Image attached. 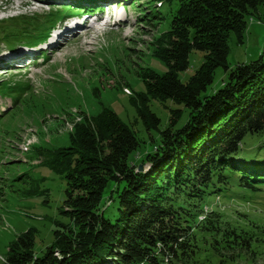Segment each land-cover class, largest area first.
Here are the masks:
<instances>
[{
    "label": "trees",
    "instance_id": "trees-1",
    "mask_svg": "<svg viewBox=\"0 0 264 264\" xmlns=\"http://www.w3.org/2000/svg\"><path fill=\"white\" fill-rule=\"evenodd\" d=\"M62 1L66 7L60 12L89 14L103 7V0ZM121 3H133L140 22L162 31L152 56L167 71L143 67L139 77L145 90L132 98L150 141L103 108L96 116L82 112L69 146L37 147L43 164L66 181L60 208L66 221H54L53 241L40 253L37 229L20 235L9 246L5 264L264 261V217L239 213L230 208L233 204L226 212L220 208L223 198L264 190V51L234 67L228 61L230 39L244 44L250 21L264 20V0ZM26 19L0 22L10 31L0 38L10 37L9 49L46 39L49 28L41 31L39 23ZM25 25L36 32L23 31ZM16 26L19 33H12ZM194 51L202 53L203 63L184 82L181 75L190 68ZM42 57L49 58L45 52ZM219 68L226 73L224 85L210 93ZM28 87L0 84V96L17 106L20 89ZM155 102L172 103L165 127L151 109ZM12 109L0 115L1 122ZM38 193L39 188L26 192ZM230 214L239 215L241 222L232 221Z\"/></svg>",
    "mask_w": 264,
    "mask_h": 264
},
{
    "label": "rangeland",
    "instance_id": "rangeland-1",
    "mask_svg": "<svg viewBox=\"0 0 264 264\" xmlns=\"http://www.w3.org/2000/svg\"><path fill=\"white\" fill-rule=\"evenodd\" d=\"M116 1L107 2V6L115 4L105 12V24L89 22L75 37L63 39V34L58 43L59 29L64 30L68 23L84 21L70 10L60 12V5L56 3L64 1L0 0V22L27 18L29 24L39 23L36 28L41 31L49 28L46 39L37 45L25 44L11 50L7 47L10 37L5 39L6 44L0 39V84L29 86L28 90L20 89L22 95L17 106L10 97L0 96V115L13 108V112L0 121V264H5L9 246L30 228L39 232L36 252L40 253L53 241L54 221H66L60 214L66 181L43 164L45 157L37 147L69 146V135L82 120V112L96 116L103 108L114 111L141 140L150 141L132 98L145 90V83L139 77L143 67H152L159 74L167 71L166 66L152 56L153 43L162 31L140 22L137 9L131 7L133 3L124 8L116 5ZM261 14L264 19V8ZM60 15L65 17L59 20ZM107 20L111 24H106ZM3 27L0 23V38L10 33ZM27 27L22 26V30L36 32ZM19 31L20 27L16 26L11 32ZM229 45L228 61L232 67L258 58L264 51V20L250 21L244 44H237L232 37ZM44 52L48 60H43ZM202 63V53L194 51L190 68L182 73L181 79L187 81ZM225 77V70L219 68L210 93L223 87ZM171 106V102L165 106L151 104L164 127ZM36 188L41 193L26 194ZM240 194L245 197L221 199V210L226 212L233 204L230 208L239 213L245 212L255 219L264 217V190ZM230 215L232 221L241 222L239 215ZM256 264H264V261Z\"/></svg>",
    "mask_w": 264,
    "mask_h": 264
},
{
    "label": "bare ground",
    "instance_id": "bare-ground-1",
    "mask_svg": "<svg viewBox=\"0 0 264 264\" xmlns=\"http://www.w3.org/2000/svg\"><path fill=\"white\" fill-rule=\"evenodd\" d=\"M76 25V23H74V24H71V25H69V27H67L68 29H72L74 26ZM83 26V23H82V25L80 26V27H82ZM66 28V29H67ZM59 34L57 35V37L59 38L60 36H61V34H60V32H58Z\"/></svg>",
    "mask_w": 264,
    "mask_h": 264
},
{
    "label": "water",
    "instance_id": "water-1",
    "mask_svg": "<svg viewBox=\"0 0 264 264\" xmlns=\"http://www.w3.org/2000/svg\"><path fill=\"white\" fill-rule=\"evenodd\" d=\"M142 169H143V166H142V165H140V166H139V170L141 171Z\"/></svg>",
    "mask_w": 264,
    "mask_h": 264
}]
</instances>
